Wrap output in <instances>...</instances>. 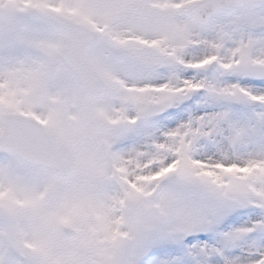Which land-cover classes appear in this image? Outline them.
I'll return each instance as SVG.
<instances>
[{
    "label": "snow or ice",
    "instance_id": "1",
    "mask_svg": "<svg viewBox=\"0 0 264 264\" xmlns=\"http://www.w3.org/2000/svg\"><path fill=\"white\" fill-rule=\"evenodd\" d=\"M0 264H264V0H0Z\"/></svg>",
    "mask_w": 264,
    "mask_h": 264
}]
</instances>
